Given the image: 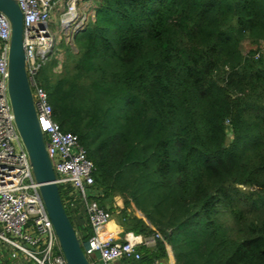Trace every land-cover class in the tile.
<instances>
[{
    "label": "trees",
    "instance_id": "obj_1",
    "mask_svg": "<svg viewBox=\"0 0 264 264\" xmlns=\"http://www.w3.org/2000/svg\"><path fill=\"white\" fill-rule=\"evenodd\" d=\"M90 1L77 52L37 82L99 203L121 195L126 231L161 233L176 264H264V0Z\"/></svg>",
    "mask_w": 264,
    "mask_h": 264
},
{
    "label": "built area",
    "instance_id": "obj_2",
    "mask_svg": "<svg viewBox=\"0 0 264 264\" xmlns=\"http://www.w3.org/2000/svg\"><path fill=\"white\" fill-rule=\"evenodd\" d=\"M23 13V45L37 121L55 174L62 201L72 211L79 208L90 230L88 238L76 234L90 264L138 263L140 247L152 248L163 236L127 233L117 242L103 231L112 219L114 198L98 199L94 163L76 135L62 131L54 120L48 94L37 82L41 65L66 40L85 28L88 7L81 0H16ZM86 6V7H85ZM59 12L58 19L53 13ZM57 26L58 31H54ZM11 27L0 13V264H67L52 222L40 196L28 154L17 131L8 96V55ZM45 141V140H44ZM114 208V210H112ZM118 211V210H117ZM74 214V213H73ZM152 264H159L153 262Z\"/></svg>",
    "mask_w": 264,
    "mask_h": 264
},
{
    "label": "water",
    "instance_id": "obj_3",
    "mask_svg": "<svg viewBox=\"0 0 264 264\" xmlns=\"http://www.w3.org/2000/svg\"><path fill=\"white\" fill-rule=\"evenodd\" d=\"M0 13L11 27L8 55V96L14 122L28 154L35 181L45 210L52 222L67 264H90L85 256L74 226L65 210L55 174L47 155L44 135L39 128L29 83L23 45V13L16 0H0ZM123 201V200H122ZM120 196L114 197L115 206L123 209Z\"/></svg>",
    "mask_w": 264,
    "mask_h": 264
},
{
    "label": "crops",
    "instance_id": "obj_4",
    "mask_svg": "<svg viewBox=\"0 0 264 264\" xmlns=\"http://www.w3.org/2000/svg\"><path fill=\"white\" fill-rule=\"evenodd\" d=\"M59 12L60 11H56L55 13H53V19L55 21L58 19ZM115 212H117V210ZM115 212L113 214H115ZM71 216H72L73 223H75V225L77 226V231H78L79 235L86 238L88 236V234L90 233V231H89V227L87 226L86 219L83 216V214L81 213V211L80 212L72 211ZM136 217L139 219H143L149 227H152V225L144 217L143 213L138 212V214H136ZM122 219H123V217H122ZM103 231L106 232L107 234H110L112 239L114 241H117V242L125 240V236L127 233H133V232H127L126 229L124 228V225L121 222L119 223L117 221V219L114 218V216L106 224ZM138 235H140V234H138ZM149 236H151V235H149ZM163 243H164L165 252H166L165 256L158 258V259H155L153 262H158L159 264H176V260H175L174 252L172 250V246L169 243H167L166 241H163ZM155 246H153L152 248H149V249L145 248V247H140V251L142 250V251H145L143 253H150L155 249ZM122 261H124V260H122ZM125 262L126 261L121 263V261H117V262H114L113 264H125ZM152 263H150V264H152ZM129 264H132V263H129ZM133 264H135V262H133Z\"/></svg>",
    "mask_w": 264,
    "mask_h": 264
},
{
    "label": "rangeland",
    "instance_id": "obj_5",
    "mask_svg": "<svg viewBox=\"0 0 264 264\" xmlns=\"http://www.w3.org/2000/svg\"><path fill=\"white\" fill-rule=\"evenodd\" d=\"M83 2H88V4L91 6V1L90 0H83ZM91 15H92V11L88 14V17L90 18L91 17ZM53 28L55 29L54 31H58V28H57V26H53ZM63 45H65V47L66 46H69V48H70V51L71 52H73L74 54L77 52V49H76V46H75V44H74V40L72 41V39L70 40V42L69 43H67L66 42V40H64L63 39V41L60 43V44H58L57 46H56V50L54 51V53L53 54H51V56L52 57H50V59L52 58V60L53 59H56L57 60V64L55 65V66H53L52 68H53V70H52V72L53 73H55V74H60L63 70V68H62V63H64L65 61H66V52H65V47H63ZM262 48L264 49V45L262 46ZM251 49V45L249 44V43H247V42H243L242 43V46H241V50H242V52L245 54V53H247L248 52V50H250ZM49 59V60H50ZM51 62V61H50ZM49 79H50V81L52 82V83H54L55 82V78L53 77V75H51L50 77H49ZM37 81L39 82V78L37 77ZM44 140H45V142L48 140V136L45 134L44 135ZM61 195H62V193H61ZM116 196H120L121 197V201L123 200V197L121 196V195H116ZM115 197V196H114ZM123 202V205H124V200L122 201ZM115 203V202H114ZM65 210H66V212L68 213V216L70 217V219H71V212H72V210H71V208H70V206L67 204V205H65ZM122 210V209H121ZM76 211H78V212H80V210H79V208H76ZM113 212H115V211H113ZM120 212V210H118L117 212H115V214H113V216H114V218H116L117 219V221L120 223H122L123 224V219H122V215L119 213ZM127 212H128V215L129 216H135L136 217V214H138V212H141L138 208H136V206H135V204L133 203V202H131L130 203V205L128 206V210H127ZM119 213V214H118ZM142 213V212H141ZM118 214V215H117ZM231 221L229 220V224L231 225ZM73 224V226H74V229L77 231V226L75 225V223H72ZM124 228L126 229V226L124 225ZM90 231V230H89ZM90 235V234H89ZM121 261V263H123L124 261H122V260H120ZM120 263V262H119ZM129 263H132L133 264V262L132 261H129V262H125V264H129ZM135 264H147V263H140V262H138V263H135Z\"/></svg>",
    "mask_w": 264,
    "mask_h": 264
}]
</instances>
